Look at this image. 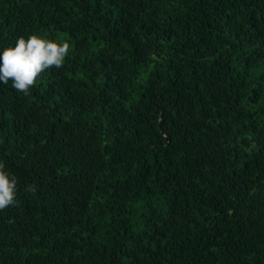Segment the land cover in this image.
I'll return each instance as SVG.
<instances>
[{"label": "trees", "instance_id": "16d2710c", "mask_svg": "<svg viewBox=\"0 0 264 264\" xmlns=\"http://www.w3.org/2000/svg\"><path fill=\"white\" fill-rule=\"evenodd\" d=\"M0 264H264V0H0Z\"/></svg>", "mask_w": 264, "mask_h": 264}]
</instances>
